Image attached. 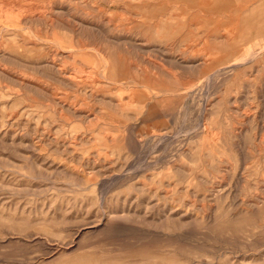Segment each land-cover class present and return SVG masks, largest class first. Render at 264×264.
<instances>
[{
	"label": "rangeland",
	"instance_id": "1",
	"mask_svg": "<svg viewBox=\"0 0 264 264\" xmlns=\"http://www.w3.org/2000/svg\"><path fill=\"white\" fill-rule=\"evenodd\" d=\"M0 264H264V0H0Z\"/></svg>",
	"mask_w": 264,
	"mask_h": 264
}]
</instances>
